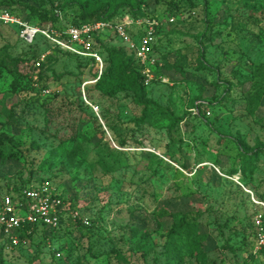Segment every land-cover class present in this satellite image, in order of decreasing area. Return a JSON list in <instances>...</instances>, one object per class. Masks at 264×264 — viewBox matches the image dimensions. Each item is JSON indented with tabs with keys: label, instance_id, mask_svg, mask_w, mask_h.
Wrapping results in <instances>:
<instances>
[{
	"label": "rangeland",
	"instance_id": "374dc122",
	"mask_svg": "<svg viewBox=\"0 0 264 264\" xmlns=\"http://www.w3.org/2000/svg\"><path fill=\"white\" fill-rule=\"evenodd\" d=\"M46 1L0 5L41 19L31 6L43 13ZM150 5L166 65L146 87L101 91L94 67L58 53L17 66L8 57L30 54L0 25V208L16 187L45 180L70 207L56 235H23L16 247L0 239V264H223L254 248L264 0ZM260 252L249 264H264Z\"/></svg>",
	"mask_w": 264,
	"mask_h": 264
},
{
	"label": "built area",
	"instance_id": "2783aa9c",
	"mask_svg": "<svg viewBox=\"0 0 264 264\" xmlns=\"http://www.w3.org/2000/svg\"><path fill=\"white\" fill-rule=\"evenodd\" d=\"M54 1L57 4L59 0ZM58 13L61 15L60 12ZM173 20L174 18L170 21ZM0 23L15 27L25 43L31 44L38 35H43L54 48L82 58L94 59L97 78L103 73L104 59L95 49V37L103 32L115 36L120 44L135 54L146 85H150L155 79L156 67L163 66L157 52L160 22L152 16H134L125 13L112 20H99L57 29L32 24L8 9H0ZM49 53L50 50L43 51L37 58L36 65L41 66ZM69 211L70 207L66 204L65 197L52 182L41 181L24 187L17 196L8 193L3 197L0 208V231L5 239L16 247L27 243L22 234L27 225H43L50 229H58ZM77 214L75 212V215ZM254 224L256 227L254 248L244 252L242 258L232 264H248L251 256H257L259 251L264 249L263 212L255 216ZM26 233L30 234L31 229Z\"/></svg>",
	"mask_w": 264,
	"mask_h": 264
},
{
	"label": "trees",
	"instance_id": "16d2710c",
	"mask_svg": "<svg viewBox=\"0 0 264 264\" xmlns=\"http://www.w3.org/2000/svg\"><path fill=\"white\" fill-rule=\"evenodd\" d=\"M154 1V0H153ZM48 8L43 13L40 12L37 8L31 6L33 13L42 14V18L39 19L38 15L36 19H27L17 10L14 6H10V3L5 5H0V9H8L11 12L23 17L25 20L32 24L39 25L41 27H51L62 29L69 25L80 26L85 23L99 21V20H112L117 16H122L125 13H131L134 16H153L151 12L150 0H59L58 3L54 0H47ZM78 7L79 12H74L73 8ZM60 12L61 15L58 13ZM2 26H8L3 23H0ZM14 28L18 34V30ZM18 38L26 46L25 52L27 56L22 57H8L11 61L16 63L17 66L22 64H28L32 62L33 67H36V60L40 52V48L43 51L50 50L47 59L50 60L58 54L68 55L78 59L83 65L89 66V68L95 69L94 77L98 76V72L95 68L94 59L92 58H82L76 56L70 52L63 51L59 48H54L48 40L45 39L43 35H38L35 41L31 44L25 43L18 35ZM95 49L102 55L104 59V70L100 78L96 82V87L99 90H105L109 86L115 88L119 83H127L131 86H143L146 87L144 81V75L142 74L141 67L136 59L134 53L130 52L124 45L120 44L115 36H112L110 33L103 32L95 37ZM158 52V46H157ZM159 53V52H158ZM161 60V59H160ZM162 61V60H161ZM162 67H156L155 72L159 75L161 69L166 65L164 61ZM45 63V62H44ZM42 63L41 66L44 64ZM107 63V65H106ZM7 67L8 63L6 59H3L0 63V67ZM39 66V67H41ZM1 73V70H0ZM13 84H17V81L14 80ZM49 116V115H47ZM263 148H261L262 150ZM21 191V186L16 187V192L12 193L15 196ZM63 221V220H62ZM186 220L181 221L180 225L187 226ZM62 226V223L60 227ZM59 227V228H60ZM50 229L43 225H34L26 226L22 234L28 236L30 239H42L45 240L46 235L44 232L47 230L56 235L60 229ZM31 229V233L27 235L26 231ZM5 239L4 234L0 231V239ZM255 241V234H254ZM246 245V244H245ZM242 247L243 252L248 250ZM174 251V248L171 249V252ZM250 251V250H249ZM261 255H264V249L260 252ZM258 256V255H257ZM256 256H251L249 263H251L252 258ZM175 258V257H172ZM236 259H234L235 261ZM232 262H224L223 264H232ZM236 262V261H235ZM248 263V264H249Z\"/></svg>",
	"mask_w": 264,
	"mask_h": 264
}]
</instances>
